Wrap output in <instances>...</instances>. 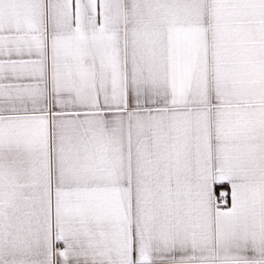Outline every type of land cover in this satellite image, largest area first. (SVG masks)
I'll return each mask as SVG.
<instances>
[{
    "label": "snow or ice",
    "instance_id": "obj_1",
    "mask_svg": "<svg viewBox=\"0 0 264 264\" xmlns=\"http://www.w3.org/2000/svg\"><path fill=\"white\" fill-rule=\"evenodd\" d=\"M0 264H264V0H0Z\"/></svg>",
    "mask_w": 264,
    "mask_h": 264
}]
</instances>
